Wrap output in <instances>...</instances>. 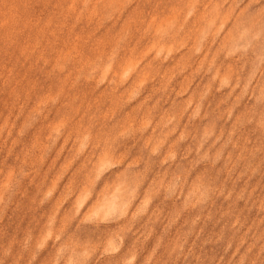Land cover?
Wrapping results in <instances>:
<instances>
[{
  "label": "rangeland",
  "instance_id": "rangeland-1",
  "mask_svg": "<svg viewBox=\"0 0 264 264\" xmlns=\"http://www.w3.org/2000/svg\"><path fill=\"white\" fill-rule=\"evenodd\" d=\"M0 264H264V0H0Z\"/></svg>",
  "mask_w": 264,
  "mask_h": 264
}]
</instances>
